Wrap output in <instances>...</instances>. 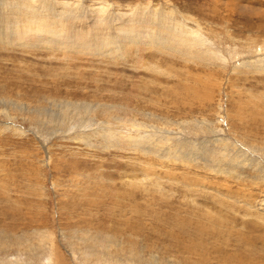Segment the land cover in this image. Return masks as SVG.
Masks as SVG:
<instances>
[{"label": "rangeland", "instance_id": "rangeland-1", "mask_svg": "<svg viewBox=\"0 0 264 264\" xmlns=\"http://www.w3.org/2000/svg\"><path fill=\"white\" fill-rule=\"evenodd\" d=\"M0 264H264V0H0Z\"/></svg>", "mask_w": 264, "mask_h": 264}, {"label": "bare ground", "instance_id": "bare-ground-1", "mask_svg": "<svg viewBox=\"0 0 264 264\" xmlns=\"http://www.w3.org/2000/svg\"><path fill=\"white\" fill-rule=\"evenodd\" d=\"M145 10V9H144ZM150 10V9H149ZM151 12V11H150ZM153 13V12H152ZM144 15V14H143ZM107 20V19H106ZM110 20V19H109ZM102 21V20H101ZM123 25V24H122ZM164 25V24H163ZM37 26V25H36ZM143 26V25H142ZM181 26V25H180ZM171 27V26H170ZM161 29H163V28H161ZM140 30H141V28H140ZM143 30V29H142ZM159 31V30H158ZM161 31V30H160ZM146 32V31H145ZM176 32V31H175ZM178 32V31H177ZM123 33V32H122ZM150 34V33H149ZM180 34V33H179ZM182 34V33H181ZM184 34V33H183ZM141 35V34H140ZM167 35V34H166ZM143 36V35H142ZM192 36V35H191ZM171 38H172V36H171ZM137 39V38H136ZM195 39V38H194ZM186 40V39H185ZM141 41V40H140ZM139 41V42H140ZM175 41V40H174ZM138 42V43H139ZM116 43V42H115ZM151 43V42H150ZM166 43V42H165ZM136 45V44H135ZM114 49V48H113ZM212 223V222H211ZM223 225V224H222ZM55 247V246H54Z\"/></svg>", "mask_w": 264, "mask_h": 264}]
</instances>
